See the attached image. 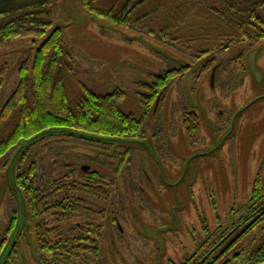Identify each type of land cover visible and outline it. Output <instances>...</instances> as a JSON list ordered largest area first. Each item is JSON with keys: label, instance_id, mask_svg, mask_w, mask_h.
Returning <instances> with one entry per match:
<instances>
[{"label": "rangeland", "instance_id": "374dc122", "mask_svg": "<svg viewBox=\"0 0 264 264\" xmlns=\"http://www.w3.org/2000/svg\"><path fill=\"white\" fill-rule=\"evenodd\" d=\"M165 23L170 22L167 16L162 15L149 26L152 33L139 28L122 29L86 13L81 0H58L54 27L62 28L68 43L76 49V71L84 83L98 94H108L115 89L127 92L130 106L128 110H133L138 118L149 124L150 131L157 120L165 123L169 130L168 126L171 123L178 125L180 118L176 113L179 104L176 101L180 99L176 86H173L171 93L161 103L157 114L154 113L156 100L145 115L146 110L142 107L138 93H148L140 86L152 84L153 75L182 65H193L192 71L187 73L183 81V90L190 97L194 80L199 78L194 76L198 64L214 58L215 64L228 63L241 51H258L257 67L263 80L257 82L251 71L250 76L241 75L235 71L237 67L233 61L229 72L232 83L237 84V87L231 88L230 95L225 96L229 98L224 99L219 96V91L214 93L209 88L210 69L199 78L196 92L205 93L207 98L219 97L220 105L232 117L230 132L234 130L232 136L235 135L238 139L236 143L228 140L227 145L222 148L223 141L229 135L226 134L221 139L222 142L217 143L212 130L203 129L205 140L214 141L209 155L207 152L196 154L201 152V148H192L184 133L178 131L176 136L168 134L163 146L166 148V155L163 156L160 154V132L158 139H155L158 141L151 140L149 134L147 138L134 143H116L108 153L91 149L90 143L71 139L66 141L63 136L49 137L37 143L26 162L31 163L37 158L35 161L46 165L50 172L54 171L52 165L56 161L60 166H66L68 152L71 162L79 159L78 162H81L84 157L85 163L82 164L89 163L97 168L102 166V171L111 175V170L115 167L112 154L116 145L134 151L137 166L135 165L133 176L138 175L137 170L140 172L141 177L137 176L133 180L126 177V170L125 176L119 177V186L122 188L119 193V211L124 230L122 241L116 245L109 237L95 241V245L99 247L97 257L90 253L86 257L71 256L70 264H185V261L188 264L191 259L198 264L204 260L206 264H257L263 256L264 212L257 221L258 226L251 233L238 239L234 237L224 245L219 236L214 238L212 234L207 237L206 234L214 233L218 227L220 230L227 228L223 235L231 231L233 225L229 224V214L233 207L237 210L249 203L258 172L263 170L264 175V41H258L249 47L253 42L242 40L241 43L231 44L229 40L216 34L211 35L212 40L207 44L199 43L197 40L205 31L203 21L186 23L179 30L174 27L171 30L174 32L172 36L159 33L156 24ZM50 33L51 30L48 35ZM189 37L195 39L192 48L183 43ZM42 43L43 40L35 42L32 38L14 39L9 45L0 48V66L6 69L0 93V112L19 85L21 63L34 57ZM200 50L208 51L206 53L209 56L199 54ZM199 59L203 60L199 62ZM238 76H244V79L239 80ZM172 82L174 80L168 84ZM192 104L200 106L193 99ZM12 153L0 160V248L3 247L4 251L7 244L16 238L13 257L7 264H51V261L59 257L55 256L57 250L52 252L44 248L66 247L68 226L65 211L53 203L51 205L56 206L46 213L47 216L42 217L44 221L33 219L32 209L22 192L19 190L18 197L11 187V180L14 177L16 184L18 173L15 166L13 174H10L8 165ZM89 155L97 158L90 159ZM144 169L150 170L149 181L145 180ZM56 175L57 172L53 174L54 177ZM133 185L136 187L135 195L129 189ZM20 200L23 202L22 206ZM144 206L146 212L143 214ZM102 207L105 208L104 205ZM236 210L235 214L238 213ZM252 213L253 211H247L248 216ZM78 220L74 218L72 223ZM96 220L100 222L99 219ZM207 226L210 232L205 230ZM39 228L42 244L38 235ZM59 253L66 259V253L61 250Z\"/></svg>", "mask_w": 264, "mask_h": 264}, {"label": "trees", "instance_id": "16d2710c", "mask_svg": "<svg viewBox=\"0 0 264 264\" xmlns=\"http://www.w3.org/2000/svg\"><path fill=\"white\" fill-rule=\"evenodd\" d=\"M57 1L0 0V48L9 45L14 39L32 38L35 42L43 40L34 57L21 63L19 85L0 112V160L13 152L10 165L22 143L53 129L77 131L104 139H90L67 132L49 133L22 151L16 163V184L32 209L33 219L43 221L42 217L47 216L46 213L56 205L63 208L67 221V212L74 206L68 201L65 165L60 166L56 161L52 165L54 171L50 172L46 165L35 161L36 157L31 163L26 162L37 143L49 137L63 136L66 141L86 140L115 145L119 141H137L144 131L143 119L138 118L133 110H128L130 106L127 92L115 89L108 94H98L78 76L76 49L68 43L63 29L54 27ZM81 5L91 16L122 29L139 28L152 33L149 26L163 15L167 16L170 23L156 24L161 34L172 36L174 32L171 30L174 27L179 30L182 25L199 20L203 21V29L206 31L197 40L199 43L207 44L212 40L211 35L216 34L229 40L231 44L241 43L242 40L253 42L249 47L258 41H264V0H81ZM194 42L195 39L189 37L183 43L192 48ZM206 52L208 51L200 50L199 54L208 55ZM5 71L0 66V93ZM179 73L180 70L174 68L153 75L152 84L140 86L148 92L138 93L142 107L146 110L145 115L151 104L164 92L165 84L175 80ZM56 172L58 175L54 177ZM76 177L72 175V184L77 181ZM53 203L56 205H51ZM250 205L248 204L246 212L252 211L249 208L253 205ZM256 224H248L244 235L258 226ZM39 232L40 228L38 235L42 244ZM94 242L85 235L82 227L72 225L66 229V247L44 249L52 252L57 250L55 256L59 257L51 261V264H70L71 256L86 257L90 253L97 257L99 249L94 247ZM2 249L3 247L0 248V256ZM59 250L66 253V259L60 256ZM13 254L14 252L9 260ZM262 262L264 253L257 264Z\"/></svg>", "mask_w": 264, "mask_h": 264}, {"label": "flooded vegetation", "instance_id": "af4514ba", "mask_svg": "<svg viewBox=\"0 0 264 264\" xmlns=\"http://www.w3.org/2000/svg\"><path fill=\"white\" fill-rule=\"evenodd\" d=\"M252 52L248 51L247 53H245V51H241V53L237 55V57L239 58L236 57L233 60L231 59L232 61L230 60L228 63L216 62L215 64V58L211 60L207 59L204 62H201L203 59H199V62L201 63L198 64L197 69L194 70V76L197 75V77L200 78L205 74L206 70L210 69L211 72L209 74V88L214 93L215 91H219V96H222V98L224 99H228L229 97L225 96L230 95L232 91L231 88L237 87V84L235 85L234 83H232V75H230L229 72L231 64L234 61L237 67L235 71H238L241 75L249 74L250 76L251 74L249 64H247V66L245 65V56L248 55V59L250 53ZM258 55L259 53L257 51L256 63H258ZM207 56H209V54ZM238 65H240V67H238ZM192 66L182 65L180 67H177L180 70V73L178 74L174 82L169 83L168 85L165 84L164 92H162L155 104L154 113L157 114L161 103L165 101L169 93H171V89L173 88V86H176L177 93L180 98L179 101H176L179 102L176 109V113L178 112L180 117L178 122L179 124L177 125L171 123V125L168 126L169 130H167V127H165V123L157 120L152 125V131H150L149 124L145 122L143 123V135L140 136L138 140L145 139L149 136V134H151V140L158 141L155 139H158V133L160 132V134H162V137L160 138L162 139V148L160 147V154L162 156L163 154L166 155V148L163 147L165 145L166 139L169 135L176 136V134H178L177 131L181 134L184 133L183 135L187 137V140L189 141V144L192 148H201V152H197L196 154L206 152V154H208L210 148L213 146L214 141L208 142L203 136V129L205 128H210L212 130L213 135L216 137L215 140H217V143L221 141V139H224L223 137L226 134L229 135L223 141L221 146L222 148L227 145L228 140H233V143H236V141H238L235 135L232 136L234 130H232V133L230 132L232 117H230L229 113H227L224 110L223 106L220 105L219 97L212 96L210 98H207L205 97V93L198 94V92H196L195 89L199 84V78H196L194 80L190 97L187 96V94L184 92L183 81L187 73H189L190 70L192 71ZM199 72H201V74ZM237 78L239 80L242 78L244 79V76H238ZM192 99L200 106L192 104ZM67 141H69V139ZM81 141H83L84 143H90L89 147L91 149H95L104 153H108L109 150L114 149V144L96 143L86 140ZM115 148L116 149L112 154V156L115 158V167L111 170V175H106L102 171V166L100 168H97L93 165H90L89 163L82 164L85 163L84 157L81 158V160L83 159V161L81 162H78L80 159L78 161L71 162L72 159L69 157L70 153L66 152V175H68L67 195L70 205L74 206L67 212L69 220L66 221V226H68V229L71 228L72 225L82 227L85 235L92 238L94 241L103 240L109 237L111 241L116 245L117 242L122 241L124 237V230L121 225V211H119V193L120 189L122 190V188L119 186V177L121 175L125 176V170L128 174V176L126 177L132 180L137 176H141L139 170L136 171L138 175L133 176L135 165L137 166L134 151L130 148L123 149V146L121 145H116ZM89 157L91 159L93 156L91 157L89 155ZM92 161L95 162L93 159ZM262 172L263 170H260L256 176L252 197L250 199V201L252 200V203H250V201L248 203L251 204L250 206L253 205L254 208H249V210H252L253 213L248 216L246 212L248 204L245 205L246 203L242 207H239L237 210L236 207H233L231 213L229 214V224L233 225V227H231L230 229L231 231H229L228 233L226 232L225 235H223L227 228L220 230V227H218V230L214 233L206 234L207 237H210V235L212 234L214 235V238L216 236H219L220 240H223L222 245H224V243L228 242L234 237L235 239L240 238V236L242 237L245 232V227L248 224L251 225L257 223L264 212V175L262 174ZM149 174L150 170L144 169L145 180L148 178L150 179ZM69 175L71 177L72 175H76V182H78V184L76 182L72 184V178ZM149 179L147 181H149ZM131 183H133V181H131ZM129 189L131 193L135 195L136 187L134 185L133 187L129 186ZM142 189L144 190V188ZM254 194H257L259 196L255 197ZM213 203L216 207L215 201H213ZM102 205H104L105 208H103ZM142 209L144 214L146 212V207L144 206ZM234 210H236L238 213L235 214ZM74 218H78L79 220L76 221V223H72V220ZM96 218L99 219L100 222H97ZM205 230L210 232L209 226H207ZM92 231H97V233H94ZM252 231L253 229L251 230V232ZM118 232H120V234H118ZM94 247L99 249V247L96 245ZM191 260V263L188 264H198L197 262L193 263L194 259ZM185 264H187L186 261ZM201 264H206V261L204 260L203 262H201Z\"/></svg>", "mask_w": 264, "mask_h": 264}, {"label": "water", "instance_id": "95a60500", "mask_svg": "<svg viewBox=\"0 0 264 264\" xmlns=\"http://www.w3.org/2000/svg\"><path fill=\"white\" fill-rule=\"evenodd\" d=\"M256 56H257V51H253L252 53H250L249 58H248V64H249L250 71L253 74V76L255 77L256 81L260 83L263 80V76H262V74L260 73V70L257 67ZM257 100H260V99H257ZM66 132L67 133H71V134H75V135H78V136H82V137H87V138H90V139L91 138H97V139L104 140L103 138H100V137H96V136H92V135H86V134H83V133H80V132H77V131H70V130H66V129H53V130H49V131L43 132V133L35 136L31 140L21 144V147L14 154V156L12 158V161H11V163L9 165L10 174H13L14 168L16 166V163H17V160H18L20 154L22 153V151L28 145H30L31 143L35 142L37 139H39L40 137H42V136H44L46 134H49V133H66ZM127 142L134 143V142H136V140H125V141H119L118 143H127ZM13 178L11 180V187H12V190L14 191V193H16V195L18 196L20 191H19L17 185L14 183V179ZM22 203H23L22 200H20V205L21 206L23 205ZM16 245H17V240H16V238L15 239L13 238L7 244L6 248L4 249L3 253L0 256V264H7L8 263L9 258L11 256L14 248L16 247ZM262 264H264V262Z\"/></svg>", "mask_w": 264, "mask_h": 264}]
</instances>
